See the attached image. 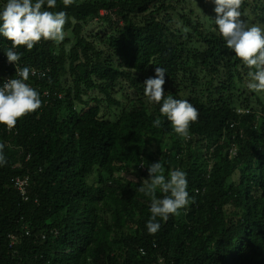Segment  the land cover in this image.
Returning a JSON list of instances; mask_svg holds the SVG:
<instances>
[{
    "label": "trees",
    "instance_id": "16d2710c",
    "mask_svg": "<svg viewBox=\"0 0 264 264\" xmlns=\"http://www.w3.org/2000/svg\"><path fill=\"white\" fill-rule=\"evenodd\" d=\"M211 2L45 4L66 12L69 35L13 49L23 67L49 71L33 82L42 106L12 132L0 124V264H264V92L247 88L250 69L219 35ZM240 10L264 28V0H243ZM11 47L0 35V54ZM156 67L166 72L165 98L198 109L187 139L147 102ZM160 161L166 179L187 173L194 202L151 235L152 198L139 187ZM25 176L27 201L13 187Z\"/></svg>",
    "mask_w": 264,
    "mask_h": 264
},
{
    "label": "clouds",
    "instance_id": "9594fccd",
    "mask_svg": "<svg viewBox=\"0 0 264 264\" xmlns=\"http://www.w3.org/2000/svg\"><path fill=\"white\" fill-rule=\"evenodd\" d=\"M65 7L71 6L75 0H7L3 9L0 10V35L12 42V47L6 51V55L0 54V70H8L1 77L0 86V124L5 125L7 132L14 131L18 119L36 112L42 106L39 92L33 88L35 80H40L45 76L46 71L42 69L23 67L19 62L21 56L13 49L24 46L27 50H32L42 39L56 43L63 42L65 36L67 14L64 11L53 12L44 10L45 4L48 9L56 7L57 3ZM213 4V7H211ZM243 0H212L209 11L216 13L215 25L218 33L226 42V47L235 53L246 65L249 80L247 88L256 93L264 92V28L258 25L248 26L241 19V7ZM104 14V12H103ZM254 69V71H253ZM165 70L156 67L155 76L149 77L144 82V95L147 102L160 104L161 115L165 116L171 123L174 132L181 138L189 137V127L191 123L198 120L199 112L186 99H175L171 95L165 98ZM47 92H44V95ZM61 97V96H60ZM238 115L251 113L249 108H237ZM261 114V112H258ZM260 116V115H259ZM161 120L159 117L153 122L154 127H159ZM235 124L230 128L234 129ZM5 145L0 143V165L7 164V158L3 154ZM207 158L211 157V152ZM230 155L235 156L237 147L230 149ZM144 169V167H141ZM149 179H144L139 191L146 196H150L151 217L147 221L148 233L155 235L161 228L159 220L167 221L170 215H178L179 210L185 208L190 202L187 191V173L180 169L169 171L166 179L163 164L156 162L148 167ZM22 183V185H18ZM29 177H19L13 181V187L24 199H29ZM159 189L164 195L156 198L155 193ZM198 192V190H196ZM159 218V219H158ZM25 234L28 230L25 227ZM18 236L11 235V245L15 244Z\"/></svg>",
    "mask_w": 264,
    "mask_h": 264
},
{
    "label": "rangeland",
    "instance_id": "374dc122",
    "mask_svg": "<svg viewBox=\"0 0 264 264\" xmlns=\"http://www.w3.org/2000/svg\"><path fill=\"white\" fill-rule=\"evenodd\" d=\"M209 6H210V4H209ZM211 7H213V4H211ZM92 31H93V33H96L97 31H98V28L97 27H95V28H93L92 29ZM69 35V33L67 32V31H65V36H68ZM89 95H91V96H95V95H97V93H95V92H90V94ZM125 103V102H124ZM259 108H257V110H258Z\"/></svg>",
    "mask_w": 264,
    "mask_h": 264
},
{
    "label": "built area",
    "instance_id": "2783aa9c",
    "mask_svg": "<svg viewBox=\"0 0 264 264\" xmlns=\"http://www.w3.org/2000/svg\"><path fill=\"white\" fill-rule=\"evenodd\" d=\"M18 185H22V183L20 184V183H18Z\"/></svg>",
    "mask_w": 264,
    "mask_h": 264
}]
</instances>
